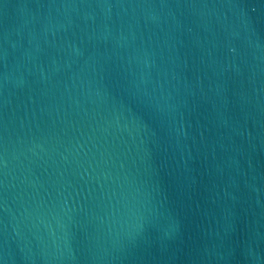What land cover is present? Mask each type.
Instances as JSON below:
<instances>
[{
  "label": "water",
  "instance_id": "obj_1",
  "mask_svg": "<svg viewBox=\"0 0 264 264\" xmlns=\"http://www.w3.org/2000/svg\"><path fill=\"white\" fill-rule=\"evenodd\" d=\"M0 264H264V0H0Z\"/></svg>",
  "mask_w": 264,
  "mask_h": 264
}]
</instances>
